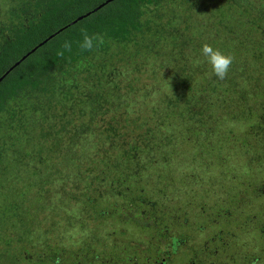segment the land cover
<instances>
[{
    "label": "trees",
    "instance_id": "16d2710c",
    "mask_svg": "<svg viewBox=\"0 0 264 264\" xmlns=\"http://www.w3.org/2000/svg\"><path fill=\"white\" fill-rule=\"evenodd\" d=\"M85 32L102 41L91 51ZM204 44L234 57L225 79ZM142 62L152 88L134 85ZM213 156L231 181L235 156L245 176L264 167V0H0V264H98L87 222L132 205L163 218L158 204L180 191L169 168L196 176ZM30 208L58 209L62 225Z\"/></svg>",
    "mask_w": 264,
    "mask_h": 264
},
{
    "label": "rangeland",
    "instance_id": "374dc122",
    "mask_svg": "<svg viewBox=\"0 0 264 264\" xmlns=\"http://www.w3.org/2000/svg\"><path fill=\"white\" fill-rule=\"evenodd\" d=\"M174 8L176 9L177 6ZM160 76L157 73L156 78ZM152 77V73L148 72V65L144 64V67L142 66L139 73L135 75V87L139 89L143 87L145 89L152 88V80H150ZM93 151H95L94 148L92 153ZM109 153L112 154L113 152ZM174 157L179 160V156ZM234 159L237 161L238 167H234V174H229V176L238 177L239 175L240 178L232 181L229 180L230 177L223 176L219 172L220 169L229 167L231 162L228 161L230 163L222 166L216 156L212 157L214 163L209 168H204L201 165L199 175L196 174L197 177L195 176L196 169L194 165H189L188 162L186 165L185 163L184 165L181 164V167L177 164L174 165L175 167H170L169 170L171 169L170 173L174 176L173 178L177 179V173L179 174L181 184L178 182L179 186L177 185V188L178 190L180 189L178 193L175 192L173 195L167 193L169 197H165V203L158 204L159 208L163 206L161 208L165 213L163 218L155 215L149 208L144 210L139 207L134 208L133 206L135 205H132V209L130 206H127L124 210L119 208V215L110 216L115 212L111 209L108 210L106 217L101 220L99 226L94 222H87L88 228H91V230L96 227L100 228L99 231H87V233L91 232L95 236L99 235L97 238L98 243L94 240L90 241V244L94 242L98 244L94 249L97 258H100L97 261L98 264H154L155 260L160 258L167 260L169 256L174 264L179 263L180 259L182 260L185 256H193L194 254L197 257L201 249H205L204 254L211 252L210 257H212L210 260L212 262H223L227 255H234L238 250V252H243L246 248L253 257H256L255 253H262L261 249L264 246V235H262V232L264 229L259 230L261 225L264 226V193H262L260 188L264 189V167L261 166L260 169L255 170L253 172L255 175L251 178L250 175L245 176L246 172H251L250 170H245L249 167L246 160L243 161L242 159L244 158L237 156ZM215 163L219 166H216ZM166 179V182L171 181L169 173ZM246 179L250 181L245 182ZM151 183L152 181L149 180V185ZM176 184L177 182L174 185L176 186ZM230 186L234 191L228 189ZM57 189L58 185L54 184L49 191L51 197L46 198L47 204L57 200L58 196L55 195ZM225 190L233 191L235 198L230 199L232 193H230V197L226 198L227 193H225ZM236 191L237 194L235 193ZM242 192H245V195ZM253 193H257L256 197ZM153 197H156L155 194L152 196L153 200L160 198ZM240 198L243 199L240 204L227 205L228 201H235V199ZM37 205L38 202L33 206L36 207ZM30 209L37 211L33 208ZM40 211L42 213L39 214L37 211L35 216V220L39 222V225L43 226L44 224V228H46L48 222L58 217L56 228H60L62 215L58 216L56 214L58 209L51 217H49L51 210L41 209ZM72 212L76 214L77 208L74 207ZM62 214L67 217L70 213L62 211ZM133 214L134 218L132 217ZM246 214L250 215H248V220L245 221L241 218L246 216ZM128 218L133 222L128 223ZM243 218L245 219V217ZM44 219L47 221L44 222ZM152 221H154L155 225L159 221L162 223L159 227L158 225L153 227ZM44 228L40 230L45 232L46 229ZM57 232H54L53 235L57 234ZM69 235L76 241L79 233L70 231ZM53 243L54 241L50 242V244ZM24 247L29 249L28 245L21 243L15 247V250L20 253ZM75 248H77V245ZM75 248L74 251H76ZM61 257L59 258L61 259ZM123 257L127 261H123ZM20 260L19 264H24L26 258L22 257ZM257 261H255V264L264 263L260 258ZM86 264L92 263L87 261Z\"/></svg>",
    "mask_w": 264,
    "mask_h": 264
},
{
    "label": "clouds",
    "instance_id": "9594fccd",
    "mask_svg": "<svg viewBox=\"0 0 264 264\" xmlns=\"http://www.w3.org/2000/svg\"><path fill=\"white\" fill-rule=\"evenodd\" d=\"M100 42L102 41L99 36L95 34L90 36L85 32L82 41L79 42V48L82 51H91L95 47H98ZM62 48L63 51H58L57 53L59 57L64 56V51H71L72 45L70 42L65 41ZM201 54L206 58L207 63L211 67L212 74L217 79L223 80L228 76L234 62V57L232 55L225 54L209 44H204L202 46Z\"/></svg>",
    "mask_w": 264,
    "mask_h": 264
},
{
    "label": "flooded vegetation",
    "instance_id": "af4514ba",
    "mask_svg": "<svg viewBox=\"0 0 264 264\" xmlns=\"http://www.w3.org/2000/svg\"><path fill=\"white\" fill-rule=\"evenodd\" d=\"M246 249L243 252H238L239 251L238 250L237 252H235L236 254L231 256L227 255L224 258L225 261L223 262H212L210 260V258L212 257V256L210 257L211 252H208L209 254L206 253L204 254L205 249H201L197 257L194 254L193 256H187V257L185 256V258H183L182 260L180 259L179 263H174V264H255V261L258 262L257 260L259 258L260 260H262V262H264V246H262L261 249L262 253L261 252L255 253L256 257H253L250 251L248 249L246 251ZM168 258L169 259L167 260H163L162 258H160L159 260H155L154 264H173L170 256ZM204 258H206V260H204Z\"/></svg>",
    "mask_w": 264,
    "mask_h": 264
},
{
    "label": "water",
    "instance_id": "95a60500",
    "mask_svg": "<svg viewBox=\"0 0 264 264\" xmlns=\"http://www.w3.org/2000/svg\"><path fill=\"white\" fill-rule=\"evenodd\" d=\"M108 1H110V0H108ZM81 17H78L77 19H80Z\"/></svg>",
    "mask_w": 264,
    "mask_h": 264
}]
</instances>
